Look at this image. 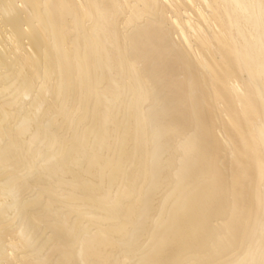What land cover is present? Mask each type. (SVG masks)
I'll use <instances>...</instances> for the list:
<instances>
[{
  "label": "bare ground",
  "instance_id": "obj_1",
  "mask_svg": "<svg viewBox=\"0 0 264 264\" xmlns=\"http://www.w3.org/2000/svg\"><path fill=\"white\" fill-rule=\"evenodd\" d=\"M0 264H264V0H0Z\"/></svg>",
  "mask_w": 264,
  "mask_h": 264
}]
</instances>
